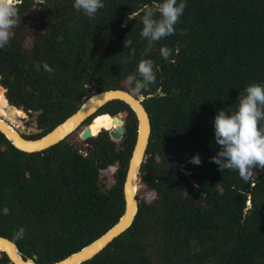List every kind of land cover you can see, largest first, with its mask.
<instances>
[{
	"label": "trees",
	"instance_id": "16d2710c",
	"mask_svg": "<svg viewBox=\"0 0 264 264\" xmlns=\"http://www.w3.org/2000/svg\"><path fill=\"white\" fill-rule=\"evenodd\" d=\"M102 2L105 7L90 19L77 13L74 0H19L20 24L0 48L7 99L35 115L41 128L29 139L63 122L93 91L131 92L126 78L136 74L138 62H154L156 82L142 92L152 127L139 211L127 230L79 264H264V169L254 168L245 181L210 161L220 148L218 112L235 113L247 86L264 85V0H184L175 33L155 42L150 53L140 35L143 9L163 0ZM126 39L130 47H124ZM165 46L171 50L167 60L160 54ZM110 105L134 116L129 126L105 112ZM6 106L0 90V113ZM96 114L78 130L95 149L92 158L64 140L23 151L0 131V236L37 264L80 250L124 211L137 119L121 100ZM107 129H121L115 141ZM196 155L199 165L190 163ZM111 164L114 174L107 170ZM10 262L6 254L0 257V264Z\"/></svg>",
	"mask_w": 264,
	"mask_h": 264
},
{
	"label": "clouds",
	"instance_id": "9594fccd",
	"mask_svg": "<svg viewBox=\"0 0 264 264\" xmlns=\"http://www.w3.org/2000/svg\"><path fill=\"white\" fill-rule=\"evenodd\" d=\"M18 4L19 0H0V48L9 44L14 36L13 29L20 24ZM186 6L184 0H180L179 3L177 0H163L154 6H145L142 16L143 28L140 33L147 41L145 53L152 51L155 42L175 33L174 25L184 13ZM73 7L77 13L83 12L91 19L95 18L98 10L105 5L102 0H74ZM134 18V15L129 17ZM131 44L130 39L124 41V47H130ZM160 54L167 60L171 50L166 46L161 47ZM135 55V49H131L129 58H134ZM43 68L49 73L54 72L46 63ZM155 82L156 73L151 59H141L136 74L126 78L131 93L136 96L142 95V92L148 90ZM244 92L246 94L240 96L235 113L228 115L224 110H220L215 117V140L220 148L210 161L217 164L221 172L226 169L236 170L243 180L248 181L253 175L254 168L264 169V129L259 127V123L264 121V85L251 84ZM190 163L199 165L201 163L199 155L193 156ZM20 233H23V229Z\"/></svg>",
	"mask_w": 264,
	"mask_h": 264
},
{
	"label": "water",
	"instance_id": "95a60500",
	"mask_svg": "<svg viewBox=\"0 0 264 264\" xmlns=\"http://www.w3.org/2000/svg\"><path fill=\"white\" fill-rule=\"evenodd\" d=\"M4 71L5 70L3 69L1 72ZM144 99V95L137 97L130 91L124 89H109L100 92L93 91L92 95L82 103L77 111L72 113L63 122L56 125L46 134L34 139L27 138V134L20 130L18 124L13 123L11 119L0 113V131L15 147L27 152L42 151L65 140L69 137V135L79 130L81 126L85 125L84 123L89 117L97 116L98 114L96 113L111 101L121 100L128 104L135 113V118L137 119V135L128 161V168L123 184V213L119 217L118 221L100 237L85 245L80 250L73 252L63 259L51 264H79L93 258L114 238L127 230L134 222L139 211V200L137 198V194L142 183V166L146 160V152L152 127L150 115L143 104ZM8 105L14 107L18 111L21 110L26 114V118H21L15 114L14 116L16 121H20L22 125H27L29 123V116L23 108L12 104L9 100ZM105 112L112 117H119L122 119L125 127L129 126L134 120V116L132 114L126 112L117 105L108 106ZM115 129L113 131L111 129H107L111 139L114 141V135H118L121 131L120 129L115 133ZM4 254L9 257L12 264H37L34 259L35 257L25 258L13 240L0 236V257Z\"/></svg>",
	"mask_w": 264,
	"mask_h": 264
},
{
	"label": "rangeland",
	"instance_id": "374dc122",
	"mask_svg": "<svg viewBox=\"0 0 264 264\" xmlns=\"http://www.w3.org/2000/svg\"><path fill=\"white\" fill-rule=\"evenodd\" d=\"M0 82H4L7 85V79L4 77V75H2ZM6 92H5V96H6ZM11 109H13V108H11ZM1 114L5 115L7 118L11 119V121H13V123L18 124V126L20 127V130L22 132L26 133L27 135L28 134H37V133L41 132V128H39L36 124V116L35 115L29 116V119H28L29 123L27 125H22L20 123V121H16L15 116H14L15 114H17L19 117H23L21 110L18 111L15 109L14 113L12 114V112L10 111V107H6L4 112ZM23 118H26V116ZM63 145L66 147H69L72 150L77 151V152L81 153L82 155H85L89 158H92L94 156V150L95 149L92 147V145L88 141L79 137L78 130L75 131L74 133H72L71 135H69V137H67L64 140Z\"/></svg>",
	"mask_w": 264,
	"mask_h": 264
},
{
	"label": "bare ground",
	"instance_id": "6f19581e",
	"mask_svg": "<svg viewBox=\"0 0 264 264\" xmlns=\"http://www.w3.org/2000/svg\"><path fill=\"white\" fill-rule=\"evenodd\" d=\"M0 79H1V78H0ZM0 90H2L4 94H5V92L7 91V88L4 87V85H2L1 82H0ZM5 98H6V96H5ZM6 101H7V106H6V107H9V106H8V100H7V98H6ZM13 108H14V107H13ZM21 112H22V114H23V116H24L25 113H24L23 111H21ZM103 117H104V115H100V116H98L97 118H95L94 121H93V123H92V126H93V127H97V126L95 125V120H97V119H99V118H103Z\"/></svg>",
	"mask_w": 264,
	"mask_h": 264
},
{
	"label": "built area",
	"instance_id": "2783aa9c",
	"mask_svg": "<svg viewBox=\"0 0 264 264\" xmlns=\"http://www.w3.org/2000/svg\"><path fill=\"white\" fill-rule=\"evenodd\" d=\"M116 168L117 166L114 165V164H111L107 167V170L111 173V174H114L116 172Z\"/></svg>",
	"mask_w": 264,
	"mask_h": 264
}]
</instances>
